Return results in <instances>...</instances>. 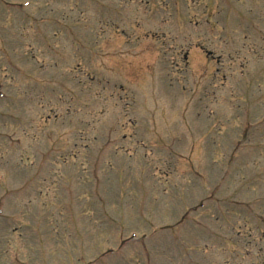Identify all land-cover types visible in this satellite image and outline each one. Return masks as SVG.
Here are the masks:
<instances>
[{"label": "rangeland", "instance_id": "obj_1", "mask_svg": "<svg viewBox=\"0 0 264 264\" xmlns=\"http://www.w3.org/2000/svg\"><path fill=\"white\" fill-rule=\"evenodd\" d=\"M0 264H264V0H0Z\"/></svg>", "mask_w": 264, "mask_h": 264}]
</instances>
